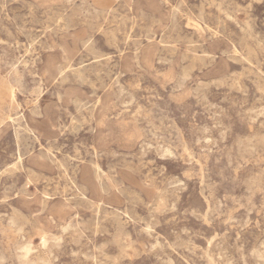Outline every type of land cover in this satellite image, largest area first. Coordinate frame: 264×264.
<instances>
[{
    "label": "rangeland",
    "instance_id": "rangeland-1",
    "mask_svg": "<svg viewBox=\"0 0 264 264\" xmlns=\"http://www.w3.org/2000/svg\"><path fill=\"white\" fill-rule=\"evenodd\" d=\"M0 85V264H264V0H0Z\"/></svg>",
    "mask_w": 264,
    "mask_h": 264
},
{
    "label": "bare ground",
    "instance_id": "bare-ground-1",
    "mask_svg": "<svg viewBox=\"0 0 264 264\" xmlns=\"http://www.w3.org/2000/svg\"><path fill=\"white\" fill-rule=\"evenodd\" d=\"M114 36V35H113ZM0 91L1 92H10V93H13L14 92V90L12 89V87H10V86H6V85H4V86H2V85H0ZM207 133V132H206ZM166 149V148H165ZM166 152V151H165ZM254 184V183H253ZM44 242H45V240H43ZM42 241V242H43ZM32 244V243H31ZM46 245V244H45ZM45 248V247H44ZM26 250V249H25ZM15 251V250H14ZM28 251H29V249H28ZM262 251V250H261ZM24 252V251H23ZM51 256V255H50ZM24 258V257H23ZM260 258V257H259ZM32 263V262H31ZM36 264V263H35Z\"/></svg>",
    "mask_w": 264,
    "mask_h": 264
}]
</instances>
